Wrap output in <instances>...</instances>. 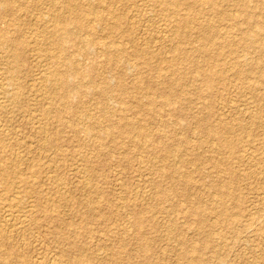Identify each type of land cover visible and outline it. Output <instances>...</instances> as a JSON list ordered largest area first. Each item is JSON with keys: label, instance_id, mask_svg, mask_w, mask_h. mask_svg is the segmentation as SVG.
<instances>
[{"label": "rangeland", "instance_id": "obj_1", "mask_svg": "<svg viewBox=\"0 0 264 264\" xmlns=\"http://www.w3.org/2000/svg\"><path fill=\"white\" fill-rule=\"evenodd\" d=\"M18 1H20L22 6H26V4L29 6V9H23L24 12H19L21 15L25 14L24 17L26 16L25 18H27L28 21L24 19L27 23L22 25L26 27L28 24V26L23 29L24 31H21V35L19 33L17 34L16 31L13 32L14 28H12V26H9V28L12 36L14 35L16 38L17 36L18 38H22L25 41V45L27 44V57L22 64L23 66H21V77L24 79H22V84H24L23 89H25L27 96L23 97V102H20V104L11 103L9 111L6 112L8 115L5 113L0 114V129L2 127L4 131L7 130L5 134L8 141L10 142L11 140L12 142V144L5 145L0 139V170L6 168L4 164L7 162L12 163L9 158L13 157L16 153L20 154L19 156H21L22 162L17 166V169L19 172L20 169L23 171L25 170L24 172L21 170L20 176L25 177L30 182V187L28 188L32 194H24L25 192H22V195L18 194V198H15L13 196L15 194L14 192L12 194L11 191L2 192L5 191V186L0 185V252L4 254L6 258L5 261L0 262V264H39L38 258H43L44 263L47 264H56L57 261L55 260L58 259L64 260L67 264H71L76 257L80 258V254L82 253L81 259L84 264H119V262L121 264H183L184 261H189V263L192 261L191 253H188L186 256H181L184 249L188 247L185 245L188 240L192 241L191 243L195 244L194 246L203 248L201 255L204 261L200 264H215L216 260L214 258L220 253H222L225 258V264H264V168L263 164L261 162L259 163L260 158H264V84L258 83V79L260 78L259 75L252 73L249 74V76H252L251 79L254 80L253 83L255 84L254 88H249L247 81L240 78L243 77V75L239 77L236 73V69H242L245 66V68H250L252 64L257 62L260 56L256 46L248 47L241 39V33L245 27L254 29V27L251 26L252 24L246 22L241 28H231L233 25H231L232 23L230 21L220 20L216 17L214 23L219 37L220 35L224 36L223 38L227 35L232 38L234 37L233 39L236 44L235 49L237 50L235 54H230L226 51L222 57L215 58V46L209 47L207 54L201 50V46L205 43V40H203V38L201 39L202 31L200 28H197V30L194 29L193 31V37L196 39L193 37L185 39L183 35H178L177 30L180 28V24L176 22L175 17L167 18L165 16L166 7L162 1L124 0L123 3H120L115 0H107L103 2V6H111L112 10L117 8L114 11H116V13H123L126 18L123 19L124 23L120 29L110 33L105 26H108V21H112L113 15L107 13L108 16L106 20L97 27L95 35L101 42L110 43L109 47L111 50H116L118 48L125 50L126 57L124 56L125 61L122 62L124 66L121 62L109 63L107 61V56H102V54L97 53L96 51L100 50V48H97L99 45L95 46V49H97L96 51L92 50L90 54L82 57L81 65L85 69V72L89 74L83 79L81 77L75 78L74 82H78L79 80L88 82L94 79L95 82L98 83L94 88L96 92L92 89L91 93H86L88 95L87 97L86 94H83V96L82 94L72 96L69 105L72 107L78 106V102L84 99L86 102L85 106H87L86 109L90 111H78L77 109L74 111L70 109L72 112H65V120L76 119L74 121L78 124L74 130L70 128L68 124L66 125V123H64V125L60 124L56 116L51 114V117L49 116V124L44 126H48V137L56 140L57 144L48 146V148L44 149L42 148V142H45L44 139L47 138V135L41 134L40 127L45 121V106L41 105L40 91H38V89L41 85L42 74L54 68L53 60L51 62V58L49 60L48 55H52L51 52L53 53L55 49L46 47L48 49L46 50L44 48L46 45H43V49L39 51L33 45V39H41L40 42H44L42 39L46 37L43 33L44 27L41 28L42 24L38 23L37 19H35L34 12L37 11L32 8L38 10V13L43 10L41 13L48 14V10L46 11L45 9L47 7H43L38 0ZM218 1L222 2L220 4H223V7L228 11L237 12L240 10L239 8L237 9V6L232 0ZM225 1L227 3H225ZM253 1V4L257 2V0ZM263 1L264 0H259L256 4V8L260 7L264 3ZM30 4L32 6H30ZM206 6L208 5H202L204 15L199 14V18H202V20L206 19V16L214 14L211 7L208 6L206 8ZM25 11H28L27 13L29 14ZM222 11L225 10H218V15H220ZM184 12L190 15L195 14L194 11L187 10L181 13L183 14ZM263 12L264 10L257 8V13L261 17H259L260 20H262V16H264ZM239 18L241 21L247 20L246 15L241 12ZM185 31L186 28H183L182 33ZM32 32H34V34ZM25 33L27 35H24ZM133 35L136 41L132 40ZM156 39L158 41H156ZM174 42L181 43L183 52H189L190 55L189 53L187 54L188 56L177 54L181 52L176 53L175 50L172 49L173 44H175ZM138 45H140V47ZM73 49L76 50L75 47H71V50ZM139 50L143 51L144 54H138ZM149 51L158 54V57H153V60L150 62L149 59H146L145 55ZM0 53L1 58L4 60V62L2 59V61L0 60V71L5 72L9 67L8 65L11 64L9 63L11 58L8 57L10 53L1 50ZM4 55L7 56L4 57ZM6 57H8L6 60L8 61L10 58V61L7 62L5 60ZM219 58L225 62L223 68L229 66L227 67L228 72L224 75L227 86L223 84V80L219 81L221 78L220 76H217L218 78L215 77V86L217 89L220 87L219 89L223 91L222 97V91L218 93V90L215 89L212 95V93L206 89V82L202 74L200 75L197 71L199 69L198 67L203 68V71L216 68L215 62L220 60ZM243 58L246 59V62ZM233 62L240 63V67L238 68ZM108 64L111 68L108 67ZM118 64L122 66H118ZM235 66L236 68H234ZM105 68H107L106 71ZM111 70L117 73L114 75ZM38 72L41 74L39 73V75H37ZM94 72H96V74L98 73L97 76H95L96 74H94ZM100 72L102 74H100ZM121 72L125 73L123 74ZM110 73L113 74V76ZM106 74L113 77L114 80L108 76L110 81L112 80V83H110L113 84L114 82L113 85H116H111L112 92L108 97L105 96L106 94L100 92L103 87L102 84L104 79L107 76ZM133 74L137 75H134V77ZM139 77L141 78L140 82ZM162 77H164V80ZM176 77L180 78L178 83L179 86L173 83V89L169 86V84H171L169 81H173L172 79ZM131 79L135 81V84ZM117 80L119 81L117 82ZM100 81H102V83H100ZM136 81L140 86L137 89L135 87L137 84ZM158 81L161 84L163 83L162 87L160 83H157ZM151 83L152 86H154L153 89L155 88L154 90L151 89ZM164 83L166 85H164ZM123 84L125 86H123ZM133 84L134 87H131ZM156 84H158L159 87L156 86ZM128 86L130 88L126 89ZM164 86L165 88L167 86V88L165 89ZM224 86L226 87L225 89H223ZM149 88L151 90H149ZM172 91L174 92L173 98H177V101L172 105H168L166 104V93L172 94ZM258 91L259 93H257ZM89 94L91 95L89 96ZM139 95L141 96L139 97ZM134 97L136 98L134 99ZM103 99H105L107 106L112 111L114 110V115H107V112L101 104V100ZM141 100L145 102L144 104L142 101L145 106H147L149 102L154 101V108L149 110L145 109L148 107L144 106L140 108V106H142V104L140 105ZM146 101L149 102L147 103ZM203 101L204 103H202ZM231 101L235 102H233V104H235L236 111L229 107V104H232ZM47 107L48 105L46 108ZM198 107L201 108L199 109ZM12 112H14V114ZM126 118L142 126L145 133L139 137L137 132L133 134L132 132H125L122 129L111 130L112 124H120L122 121H125ZM201 118L207 120L202 122ZM222 118L224 120H222ZM9 119L10 121H8ZM254 119L258 122L255 123ZM162 120H171V122L167 124ZM157 121L161 122L157 123ZM221 121H226L233 126L231 133L225 134V137L236 144L235 152H237V154L235 156L231 155L227 160L223 156H229V150H219L220 144H223V142L225 143V141L210 139L209 136L203 133V126L205 127L206 124H212L218 127L221 126L219 125ZM88 126L92 127L91 131L87 130ZM84 131L87 134L84 133ZM172 132H176L179 137L171 138ZM146 137L150 139L147 146L141 145V147H137L131 142L133 138L137 140L139 138V141H145ZM201 137L204 141L201 143V147L198 150L195 145H198V141ZM151 144L155 145L157 151L156 149L153 151ZM165 147L172 150L178 148L180 151L191 149L188 155L185 156L192 161V163L188 165L189 168L188 166L183 167L182 157L180 158L179 156L178 159V156H170L166 153L164 151ZM197 151V154L202 153L206 155V157H210L211 160H203V162L193 161ZM214 159L223 160V164L220 165L219 171L213 167ZM179 160L181 161L179 162ZM142 161L144 162L142 163ZM146 161H153V163H147ZM176 161L178 162L176 163ZM163 162L165 166L161 165ZM169 162L173 165H182L181 171L176 174L178 178L173 176L170 170L165 174V178L163 175L164 173L162 174L163 176H161L158 168L168 167L171 165ZM145 164L147 166H145ZM10 166L15 165L10 164ZM153 166L157 170L154 169ZM198 166L205 170V174L207 173L206 176L196 171ZM186 167L188 169L187 172L193 175V180L195 179V181H193L195 185L192 184L190 188H186L185 184L182 183L184 181L183 177L182 181L181 178L179 180L181 176L179 174L185 173ZM229 167L233 169L234 174H229ZM29 172H33V175L29 174ZM169 173L172 176H169ZM15 175L16 174H13L12 178L16 177ZM149 176H151V178ZM153 177L155 179L151 180ZM173 178L175 179L173 180ZM230 178L234 180L233 184H231V188L238 190L240 194V203L234 197H226L224 199L225 201L221 202L219 199V191L221 188H219V191H216L209 187L212 182L218 183L220 187L225 181L231 180ZM217 180H219V182H217ZM84 182H87L88 186L84 185ZM159 182L163 185H160ZM156 185H158V187ZM34 186L38 187L37 191ZM161 188L168 191V196L161 197L159 195L158 191H161ZM172 188L175 189L174 192ZM42 190L44 191L42 192ZM178 191L180 192L178 193ZM213 191L214 193L212 194ZM181 192L182 197L179 196ZM185 193L188 194L185 195ZM59 194L61 195L59 196ZM23 195H25V198ZM200 197L202 198L200 199ZM216 200H218V202ZM38 201L40 202L38 203ZM216 202L219 205L216 204ZM222 203L230 208L232 213H240L241 223H235L239 222V220H236L231 224V217L227 218L225 223H223L224 229L217 227L216 229L212 228L213 237L220 236L225 238V242L229 245L226 251L220 250V252H218L210 247L207 249L204 248L207 239L203 234L205 230L208 233L212 231L210 224L219 219L216 212L221 209ZM203 204L205 206H203ZM27 205H31V211L27 210L28 207H24ZM91 205L92 208L90 209L89 207H91ZM146 208H153L154 213L146 211V215H154L156 217V224L145 218L142 227L139 228L135 224L136 213L140 210H146ZM211 208H216L217 210L213 212ZM201 211H204L202 215H204L203 218L207 221L205 229H202L203 226L199 224L202 218L199 213ZM6 212L12 214L10 218H13L15 222L22 221L20 219L25 218L24 221L27 226L23 233L15 234L16 231H11L7 222ZM17 212L19 213L16 214ZM36 212H38V214ZM249 214L255 216V219L258 221L257 226L253 228L243 226L245 223V216ZM22 215H24V217H22ZM32 215L37 223L32 221ZM43 226L47 227L44 228ZM172 226H174V230L171 233L170 227ZM7 233L11 234L8 235ZM183 239L187 240V242L184 243ZM64 245H66V251L65 248H62ZM35 246L36 248H34ZM74 247H76V251H74ZM81 247L83 249L85 247L86 249L83 250ZM70 250L72 251L70 252ZM65 252L68 253L67 257ZM76 253L77 255H75ZM54 257L57 258H55L52 263L51 261Z\"/></svg>", "mask_w": 264, "mask_h": 264}, {"label": "bare ground", "instance_id": "obj_2", "mask_svg": "<svg viewBox=\"0 0 264 264\" xmlns=\"http://www.w3.org/2000/svg\"><path fill=\"white\" fill-rule=\"evenodd\" d=\"M107 0H38V2L44 7L46 6L47 8L46 11L48 10V14H45V13H41L39 12L38 13V10L32 8L33 10L37 11V12H34V16H35V19H37L38 23L42 24L41 28L44 27L43 29V33L45 35V39L43 38L42 40H44V42H40L39 39H33V45L36 49H38L39 51H41V49H43V45H46L44 48L46 50H48L47 48L49 49H55L53 50V53L51 52L52 55H48L49 57V60L51 58V62L53 60V65H54V68L51 70V71H47V72H44L41 76V85L40 84H37V85H40L39 86V89L38 91H40V100H41V105L42 106H45V109H44V115H45V121L43 122V124L41 125V134L42 135H47V138L44 139L45 142H42V148L46 149L48 148V146H54L57 144V141L56 140H53L51 138L48 137V126H44V125H48L49 124V121H50V115L51 114H54V116H56V118L58 119V121L60 122V124L64 125V123H66V125L68 124V126L70 128H72L73 130L76 129V119L74 120H69V119H66L65 120V112H72L70 111V109H73L74 111L77 109L78 111H86L88 109H86L87 106L86 105V102L84 101V99H81L78 103L79 105L78 106H75V107H72L71 105H69V102L71 100V97L72 96H76V95H79V94H88V93H91V90L94 89L96 87V85L98 84L97 82H95L94 79H92V81H88V82H83V81H78V82H74L75 78H85L88 76L89 73H86L85 72V69L82 67L81 65V60H82V57L87 55V54H90L92 50L96 51L97 49H95L97 45H99V47L97 48H100V50L96 51L97 53H100L102 54V56H107V61L110 63H120L122 64V62L125 61V50L124 49H121V48H118L116 50H111L110 49V43L108 42H101V40H99V38L96 37L95 35V31L97 29V27L100 25V24H103L104 20H106V17L108 16V14H112L113 17H112V21H108V26H105L107 27V31L108 32H112V31H115V30H118L121 28V26H123V19L126 18L125 15H123V13L121 12H118L116 13V11L112 10L111 9V6H103L102 3L105 2ZM109 1V0H108ZM115 1H118V2H122L124 0H115ZM160 2L162 1V3L164 4V6L166 7V13H165V16L167 18H170V17H175L176 18V22L180 24V28L177 30L178 32V35H183L185 39H190L191 37H193V31L194 29L197 30V28H200L201 31H202V35H201V39L203 38V40H205V43H203V45L201 46V50L207 54V51H208V48L211 47V46H215V58L216 57H222L226 51L227 53H230V54H235L236 50L235 49V42H234V37L232 38L231 36L227 35L225 38H223L224 36H221L219 37V34L216 30V25L214 23V21L216 20V17L219 18L220 20H224V21H230L233 25L231 28H238L241 26H243L244 23L246 22H249L250 24H252L251 26L254 27L253 28H244L242 30V33H241V39L244 41V43L246 44V46L248 47H251V46H256L260 56L257 60L256 63L252 64V66L250 68H239V64L238 62H233L234 65H236L239 69H236V73L239 75H243V77H240V78H243L245 81H247L248 85H249V88H254V84L253 81L251 79L252 76H249V74H252V73H256L259 75V81L258 83H262L264 84V16H261L263 17L262 20L259 19V14L257 13V8H261L262 10H264V3L260 6V7H257L256 8V4L257 2H259V0H257V2L255 4H253V0H232L234 2V4L237 6V9L239 8L240 10H238L237 12H231V11H228L227 9H225L223 7V4H220L222 2H219L218 0H159ZM256 1V0H255ZM27 2V1H26ZM35 2V1H34ZM33 2V3H34ZM264 2V1H263ZM225 3H227L225 1ZM113 4V3H112ZM208 5L211 7L212 11L214 12V14L210 15V16H206V19L202 20V18H199V14H203V8H202V5ZM34 5V4H33ZM30 6H32L30 4ZM39 6V5H38ZM41 6V7H42ZM206 6V8L208 7ZM231 6V5H230ZM24 8H27L29 9V6L28 4H26V6H22V4L20 3V1L18 0H0V50L1 51H6L8 53H10V55L8 57L11 58V61L8 59V61H10L8 66V71L5 70V72H2L0 71V114L2 113H5L7 111H9V108L11 107L10 104L11 103H18L20 104V102H23V97L27 96V94L25 93V89H23V85L22 84V79L23 77H21L22 73H21V66H23L22 64L24 63L26 57H27V53H26V47H27V44L25 45V41L22 39V38H16V36L14 37V35L12 36L11 35V32H10V28L9 26L12 28H14V31L13 32H17V34L19 33L21 35V31H24L23 29L26 28L24 27L23 25L25 23H27V18L24 17V15H21V13L19 12H24ZM114 8V7H113ZM132 8V7H131ZM139 8V6H138ZM158 8V6H157ZM220 9H223L225 11H222L220 15H218V10ZM159 10V9H158ZM184 10H187V11H194L195 14L193 15H190L186 12H184L183 14L181 12H183ZM208 10V9H207ZM30 11V10H29ZM45 11V12H46ZM141 11V9H140ZM143 11V10H142ZM205 11V10H204ZM26 13L28 11H25ZM135 12V11H134ZM240 12L241 13H244L246 15V18L247 20H243L241 21V19L239 18V15H240ZM146 13V12H145ZM264 13V12H263ZM29 14V13H27ZM26 14V15H27ZM136 14V13H135ZM156 16V15H155ZM28 17V16H27ZM142 17V16H141ZM155 18V17H153ZM261 18V17H260ZM27 22H25V20ZM146 21V20H145ZM219 22V21H218ZM172 23V22H171ZM23 24V25H22ZM173 24V23H172ZM125 25V24H124ZM146 25V24H145ZM165 25V24H163ZM23 26V27H22ZM174 26V24H173ZM104 27V28H105ZM223 27V26H222ZM140 28V27H139ZM183 28H186V31L184 33H182V29ZM224 28V27H223ZM226 28V27H225ZM39 29V28H37ZM163 29H164V26H163ZM103 30V29H102ZM170 30V29H169ZM195 30V31H196ZM229 30V29H228ZM27 31H28V28H27ZM26 31V32H27ZM38 31V30H37ZM40 31V30H39ZM230 31V30H229ZM234 31V30H232ZM118 32V31H117ZM160 32V31H159ZM166 32V31H165ZM171 32V31H170ZM197 32V31H196ZM34 34V32H32ZM32 33H30L31 35H33ZM123 33V32H122ZM174 33V32H173ZM14 34V33H13ZM16 34V35H17ZM132 34V33H131ZM158 34V33H157ZM24 35H27L26 33ZM23 35V36H24ZM130 35V33H129ZM172 35V34H171ZM177 35V36H178ZM176 36V37H177ZM26 37V36H25ZM169 37V36H168ZM197 37V36H196ZM27 38V37H26ZM40 38V36H39ZM195 38V37H193ZM223 38V39H222ZM112 39V38H111ZM196 39V38H195ZM195 39H192V40H195ZM222 39V40H221ZM46 40V41H45ZM132 40L133 41H136L134 35L132 36ZM153 40V39H152ZM168 40V39H167ZM176 40V39H175ZM27 41V40H26ZM156 41H158L156 39ZM190 41V40H189ZM31 42V41H30ZM47 42V43H46ZM163 42V41H162ZM164 43V42H163ZM175 43V42H174ZM143 44V43H142ZM151 44V43H150ZM29 46V45H28ZM31 46V44H30ZM115 46V45H114ZM140 47V45H138ZM169 46V45H168ZM42 47V48H41ZM47 47V48H46ZM71 47H75V49L71 50ZM152 47V46H151ZM167 48V47H166ZM169 48V47H168ZM44 49V50H45ZM171 49V48H170ZM172 49L175 50V52H181V53H177V54H183L184 56H188L187 54L189 52H183L182 48H181V43H175L173 44V47ZM197 49V48H196ZM32 50V49H31ZM37 50V51H38ZM195 50V49H194ZM36 51V50H34ZM38 51V52H39ZM191 51V50H190ZM199 51V50H198ZM31 52V51H30ZM160 52V51H159ZM1 54V53H0ZM31 54V53H30ZM138 54H144L143 51H138ZM8 55V54H7ZM7 55H4L7 56ZM47 55V54H45ZM146 55V59H149V62L151 60H153V57H158L157 53H151V51H149ZM190 55V53H189ZM202 55V54H201ZM214 55V54H213ZM229 55V54H228ZM240 55V54H239ZM40 56V55H39ZM125 56V57H124ZM6 57L5 60L8 58ZM29 57V55H28ZM37 57V56H35ZM41 57V56H40ZM97 57V56H96ZM231 57V56H230ZM229 57V58H230ZM235 57V56H234ZM94 58V57H93ZM101 58V57H100ZM1 55H0V60H1ZM36 59V58H35ZM38 59V58H37ZM95 59V58H94ZM178 59V57H177ZM220 59V58H219ZM244 59V58H243ZM3 60V59H2ZM1 60V61H2ZM32 60V59H31ZM39 60V59H38ZM41 60V59H40ZM171 60V59H170ZM228 60V59H227ZM230 60V59H229ZM245 62H246V59H244ZM0 61V62H1ZM7 61V60H6ZM7 61V62H8ZM42 61V60H41ZM216 61V60H215ZM4 62V60H3ZM5 62V63H7ZM34 62V61H33ZM86 62V61H84ZM83 62V63H84ZM177 62V60H176ZM179 62V61H178ZM181 62V61H180ZM241 62V60H240ZM244 62V63H245ZM44 63V62H43ZM50 63V62H49ZM82 63V64H83ZM89 63V62H88ZM3 64V63H2ZM35 64V63H34ZM46 64V63H45ZM60 64H61V67H60ZM124 64V63H123ZM122 64V65H123ZM128 64V62H127ZM131 64V63H130ZM216 64V68L214 69H210V70H206V71H203V68H200L198 67L199 69L197 70L198 73L202 76H203V79L205 80L206 82V89L208 91H210L213 95L214 93V90H218L217 92L219 93L220 91H222L221 89H217V87L215 86V77L217 76H220L221 78L219 79V81H222L223 84L225 86H227V81H225V74L228 72V68L229 66H227L226 68H223V66L225 65V62H223V60H217L215 62ZM43 65V64H41ZM87 65V64H85ZM122 65H119L118 66H122ZM181 65V64H180ZM251 65V64H250ZM2 66H5V65H2ZM89 66V64H88ZM96 66V65H95ZM124 66V65H123ZM127 66V65H125ZM130 66V65H129ZM177 66V65H176ZM203 66V65H202ZM201 66V67H202ZM221 66V67H220ZM236 66L234 68H236ZM39 67V66H38ZM44 67V66H43ZM52 67V65H51ZM87 67V66H85ZM97 67V66H96ZM108 67H110V65L108 64ZM134 67V66H133ZM181 67V66H179ZM46 68V67H45ZM50 68V67H49ZM103 68V67H102ZM111 68V67H110ZM122 68V67H121ZM124 68V67H123ZM137 68V67H136ZM182 68V67H181ZM233 68V67H232ZM36 69V68H35ZM44 69V68H43ZM107 68H105V71H106ZM128 69V68H127ZM135 69V68H133ZM2 70V69H1ZM101 70V69H100ZM113 70V69H112ZM111 70V71H112ZM181 70V69H180ZM23 71V70H22ZM25 71V70H24ZM110 71V70H109ZM122 71V69H121ZM124 71V70H123ZM182 71V70H181ZM179 71V72H181ZM249 71V72H247ZM98 72V71H97ZM113 72V71H112ZM119 72V71H118ZM247 72V73H246ZM40 72L37 73V75H39ZM106 73V72H104ZM114 73V72H113ZM117 72L114 73V75L116 74ZM121 73H125V72H121ZM163 73V72H162ZM182 73V72H181ZM234 73V72H233ZM235 73V74H236ZM35 74V73H34ZM41 74V73H40ZM94 74H96V72H94ZM98 74V73H97ZM97 74L95 76H97ZM100 74H102L100 72ZM111 74V73H110ZM105 75V74H104ZM107 76L105 77L104 79V82L102 84V90L100 91L101 93H104L106 94L105 96H110L111 95V92H112V86L114 84H111L112 83V80L113 79V74H111L112 76L110 77L109 74H106ZM127 75V74H126ZM125 75V76H126ZM134 75H137V74H133ZM40 76H37V77H40ZM108 76L110 78H112V80L110 81V78H108ZM139 76V75H138ZM36 77V78H37ZM118 77V76H117ZM135 77V76H134ZM163 80H164V77H162ZM218 78V77H217ZM27 79V78H26ZM38 79V78H37ZM100 79H103V78H100ZM140 77H139V82H140ZM143 79V78H142ZM166 79V78H165ZM175 79V80H174ZM179 79L178 77L176 78H173L172 80L173 81H169L171 82V84H169V86H171L173 88V83H175L177 86H179ZM24 80V79H23ZM40 80V79H39ZM127 80V78H126ZM124 80V81H126ZM133 80V79H131ZM136 80V79H135ZM161 80V78H160ZM35 81V80H34ZM98 81V79H97ZM119 80H117L118 82ZM134 81V80H133ZM143 81V80H141ZM162 81V80H161ZM167 81V80H166ZM175 81V82H174ZM243 81V82H245ZM111 82V83H110ZM123 82V81H122ZM145 82V81H143ZM149 82V81H148ZM147 82V83H148ZM100 83H102V81H100ZM127 83V82H126ZM136 89L139 86V83L136 81ZM150 83V82H149ZM152 83L154 84V82L152 81ZM152 83L150 84V86H152ZM157 83H160L159 81ZM246 83V82H245ZM125 84V83H124ZM123 84V86H125ZM134 84H135V81H134ZM134 84L133 86L131 87H134ZM161 84V83H160ZM159 84V85H160ZM163 84V83H162ZM162 84H161V87H162ZM174 84V85H175ZM149 85V84H148ZM164 85H166L164 83ZM113 86H116V85H113ZM127 86V85H126ZM156 86H158V84H156ZM223 87V89H225L226 87ZM27 87V86H26ZM154 86L151 87V89H153ZM159 87V86H158ZM127 88H130L129 86L126 87ZM165 88V86H164ZM163 88V89H164ZM167 88V86H166ZM165 88V89H166ZM169 88V87H168ZM222 88V87H221ZM100 89V88H99ZM149 88V90H151ZM155 89V88H154ZM153 89V90H154ZM157 89V87H156ZM161 89V88H160ZM159 89V90H160ZM174 89V88H173ZM177 89V88H176ZM175 89V90H176ZM198 89V88H197ZM245 89V88H244ZM115 90V89H114ZM113 90V91H114ZM178 90V89H177ZM176 90V91H177ZM202 90V89H200ZM254 90V89H253ZM27 91V89H26ZM37 91V92H38ZM103 91V92H102ZM205 91V90H204ZM250 91V90H249ZM94 92H96V90L94 89ZM99 92V91H98ZM99 92V93H100ZM199 92V91H198ZM262 92V91H261ZM28 93V92H27ZM39 93V92H38ZM98 93V94H99ZM173 91H172V94L170 93H166V104L168 105H172L174 104L175 101H177V98H173L174 95H173ZM176 93V92H175ZM250 93V92H249ZM254 93V92H253ZM259 93V91L257 92ZM86 94V97L88 96ZM95 94V93H94ZM138 94V93H137ZM201 94V93H200ZM204 94V93H203ZM91 94H89L90 96ZM253 95V94H252ZM141 95H139L140 97ZM176 96V95H175ZM223 96V91L221 92V97ZM254 96V95H253ZM256 96V95H255ZM94 97V96H92ZM138 97V96H137ZM143 97V96H142ZM83 98V97H81ZM136 97H134L135 99ZM200 98V97H198ZM102 99V98H101ZM116 99V98H115ZM120 99V98H119ZM174 99V100H173ZM192 99V98H191ZM213 99V98H212ZM150 100V99H149ZM181 100V99H180ZM194 100V98H193ZM96 101V100H95ZM127 101V100H126ZM143 100L140 101V105L142 104V106H140V108H142L143 106L144 107H148V108H145V109H153V105L155 104L154 101L153 102H149V101H146L148 103L147 106H145V102L143 104L142 102ZM59 102V103H58ZM97 102V101H96ZM193 102V101H192ZM201 102V101H200ZM232 102V101H231ZM234 102V101H233ZM229 104V107L231 109H235L236 111V108H235V104ZM30 103V102H29ZM204 103V101L202 102ZM235 103V102H234ZM101 104L103 105L104 107V110L107 112V115H114V110L112 111L106 104V101L105 99L101 100ZM30 105V104H29ZM32 105V104H31ZM48 105V107L46 108V106ZM97 105V103H96ZM110 105V104H109ZM211 105V104H210ZM238 105V104H237ZM98 106V105H97ZM117 106V105H116ZM22 107V106H21ZM31 107V106H30ZM202 107V105H201ZM201 107H198L199 109ZM16 108V107H15ZM44 108V107H42ZM112 108V107H111ZM119 108V107H117ZM125 108V107H124ZM132 108V107H131ZM139 108V109H140ZM207 108V107H206ZM17 109V108H16ZM19 109V108H18ZM143 109V110H145ZM205 109V108H203ZM14 110V109H13ZM118 110V109H117ZM115 110V111H117ZM228 110V109H227ZM238 110V109H237ZM27 111V110H26ZM76 111V112H78ZM90 111V110H88ZM102 111V110H101ZM133 111V109H132ZM14 114V112H12ZM11 113V114H12ZM20 113V112H19ZM82 113V112H81ZM86 113V112H85ZM88 113V112H87ZM121 113V112H120ZM158 113V112H157ZM76 114V113H75ZM74 114V115H75ZM116 114V113H115ZM259 114V113H258ZM8 115V114H6ZM73 115V116H74ZM81 115V114H80ZM90 115V114H89ZM118 115V114H117ZM158 115V114H157ZM156 115V116H157ZM257 115V114H256ZM3 116V115H2ZM14 116V115H13ZM50 116V117H49ZM76 116V115H75ZM7 117V116H6ZM43 117V115H42ZM78 117H79V113H78ZM81 117V116H80ZM94 117V116H93ZM106 117V116H105ZM108 117V116H107ZM9 118V116H8ZM12 118V117H11ZM74 118V117H72ZM257 118V117H256ZM5 119V118H4ZM103 119V118H102ZM108 119V118H107ZM143 119V118H142ZM145 119V118H144ZM202 119V118H201ZM1 120V119H0ZM88 120V119H87ZM90 120V119H89ZM106 120V119H105ZM207 119H202V122L206 121ZM222 120H224L222 118ZM255 120V123H257L258 121ZM258 120V119H257ZM10 121V119L8 120ZM142 121V120H141ZM163 122H166L168 124V122H171V120H162ZM217 121V120H216ZM1 122V121H0ZM89 122V121H87ZM154 122V121H153ZM161 122V121H160ZM157 121V123H160ZM162 122V124H163ZM4 123H5V120H4ZM55 123V122H54ZM92 123V121H91ZM2 125V124H1ZM204 125V124H202ZM201 125V126H202ZM221 126H213L212 124H206L205 127L203 126V133L206 135V136H209L210 139H217V140H223L225 141V143L223 142V144H220V147H219V150H229L228 152H230V155L225 157L223 156L226 160L227 158L231 157V155H236L237 152H235V148H236V144L235 142H231L230 140H228V138L225 137V134H230L231 133V130L233 129V126H231L230 124H228L226 121H221V123L219 124ZM2 126H5L4 124ZM221 127V128H220ZM91 128L90 126H88L87 130L88 131H91ZM6 129V128H4ZM54 129V128H53ZM56 129V128H55ZM69 129V128H68ZM96 129V128H95ZM115 129H122L123 131L125 132H132L133 134H136V132L139 134V137L140 135H143L145 132L143 130V127L140 126L138 123H136L135 121H132L130 120L129 118H126L125 121H122L120 124L116 123V124H112L111 126V130H115ZM162 130V129H161ZM7 131V130H5ZM5 131L3 130V128L1 127L0 129V139H1V142H3L5 145L7 144H12L11 140L10 142L8 141V138L5 134ZM63 131V129H62ZM39 132V131H38ZM50 132V131H49ZM56 132V131H55ZM84 133H86L84 131ZM89 133V132H88ZM159 133V131H158ZM162 133V132H161ZM38 134V133H37ZM87 134V133H86ZM39 135V134H38ZM60 135V134H59ZM167 135V134H166ZM172 137H179L177 136L176 132H172L171 133ZM10 136V135H9ZM40 136V135H39ZM108 136V135H107ZM114 136V135H113ZM138 136V135H137ZM151 136V135H150ZM164 136V135H163ZM169 136V135H168ZM224 136V137H223ZM43 137V136H41ZM59 137V136H58ZM92 137V136H91ZM148 137V136H147ZM145 139V141L141 140L139 141L140 139L138 138V140L136 138H133L131 140L132 144H135L137 147H141V145L143 146H147V144L150 142V139L147 138ZM37 138V136H36ZM45 138V137H44ZM85 138V137H84ZM161 138V137H160ZM166 138V137H165ZM11 139V138H10ZM90 139V137H89ZM88 139V140H89ZM104 139V138H103ZM156 139V138H155ZM149 140V141H148ZM164 140V139H163ZM175 140V139H173ZM177 140V138H176ZM185 141V140H184ZM203 139L201 137V139L198 141V145H195L197 147V149L199 150L200 147H201V143H203ZM165 142V140H164ZM163 142V143H164ZM167 142V141H166ZM187 142V141H186ZM222 142V141H221ZM15 143V142H14ZM60 143V142H59ZM169 144V143H168ZM87 145V144H86ZM152 145V149L153 151H155V145L154 144H151ZM18 147V146H17ZM13 148V147H12ZM193 148V147H192ZM195 148V147H194ZM11 149V148H10ZM41 149V148H40ZM191 149H184L183 151H180L178 148H175L174 150L170 149V148H164V151L166 153H168L170 156H175L177 157L178 156V159H179V156L180 158L182 157L183 158V161H182V164H183V167L184 166H188L190 163H192V161H190L189 158L185 157L188 155L189 151ZM157 151V149H156ZM152 152V151H150ZM10 153V152H9ZM8 153V154H9ZM198 151L194 154L195 157H194V160L193 161H202L205 160H211L210 157H206V155H203L202 153H199L197 154ZM1 154V153H0ZM164 154V153H163ZM20 154H14L13 157L9 158L10 161L12 163H6L4 165V167H6L5 169L3 168L2 170H0V185L2 186H5V191H2V192H10L11 191V194L14 192L15 194L13 195L15 198H18V194H21L22 192L24 194L26 193H31L30 189L28 187L30 182L25 178V177H21L20 176V172L22 169H20V172L18 171L17 169V166L22 162V158L21 156H19ZM169 155H168V158H169ZM222 155V154H221ZM57 159V158H56ZM165 159V158H164ZM193 159V158H192ZM191 159V160H192ZM28 160V159H27ZM175 160V159H174ZM225 160V161H226ZM91 161V160H90ZM163 161V160H162ZM166 161V159H165ZM168 161V159H167ZM170 161V160H169ZM181 160H179L180 162ZM144 161H142L143 163ZM147 163H150L148 161H146ZM174 162V161H173ZM178 161H176L177 163ZM214 164H213V167L214 169H217L219 171V167L221 164H223V160L222 159H218V160H213ZM262 163L263 164V168H264V158H260V161L259 163ZM153 163V161L151 162V164ZM170 163V162H169ZM175 163V164H176ZM205 163V162H204ZM10 164L12 165H15V166H10ZM27 164V162H26ZM171 164V163H170ZM180 164V163H179ZM144 165V164H143ZM160 165V164H158ZM161 165H164V162L163 164ZM160 165V166H161ZM145 166H147L145 164ZM154 166H155V163H154ZM153 166L154 169H156L155 167ZM262 166V165H261ZM56 167V166H55ZM181 166L179 165H169L168 167H159V172L161 173V176L164 175V178H165V174L168 173V170L171 171V174L173 176H176L177 173H179L181 171ZM44 168V167H43ZM189 168V166H188ZM45 169V168H44ZM58 170V169H57ZM152 171H154L153 169H150ZM149 170V171H150ZM157 170V169H156ZM185 173L183 174H179L181 175L179 177V180L181 178V181H182V177L184 179V181L182 183L185 184V187L186 188H190V186L192 187V184H193V181H195V179L193 180V175L190 174V172H187V167L185 168ZM23 171V170H22ZM25 171V170H24ZM23 171V172H24ZM37 171V170H36ZM148 171V172H149ZM194 171V170H193ZM198 171L199 173H203L202 175L203 176H206L205 174V170H203V168H200V166H198V169L196 170ZM222 171V170H221ZM22 172V173H23ZM147 172V173H148ZM264 172V171H263ZM16 174L14 178H12L13 174ZM151 173V172H149ZM164 173V174H163ZM233 173V169L231 167H229V174H232ZM29 174L33 175V172ZM37 174V173H36ZM163 174V175H162ZM169 173V176L171 175ZM234 174V173H233ZM57 175V174H56ZM171 175V176H172ZM36 176V175H35ZM34 177V176H33ZM39 177V176H38ZM89 177V176H88ZM87 177V178H88ZM151 178V176H149ZM168 177V176H167ZM166 177V178H167ZM263 177H264V174H263ZM58 178V177H57ZM176 178H178V175L176 176ZM38 179V178H37ZM155 178L153 177V179L151 180H154ZM175 178H173L174 180ZM231 179V178H230ZM53 180V179H52ZM86 180V179H85ZM214 180V179H213ZM223 180V179H222ZM41 181V180H40ZM39 181V182H40ZM142 181V180H141ZM233 179L229 180V181H225L223 183L222 186L219 187V184L216 183V182H212L210 183L209 187L212 188L213 190L215 189L216 191H219V188H221V190L219 191V199L222 201H225L224 199L226 197H234L235 199L238 200V202L240 203L241 200L239 199L240 198V194L238 193V190L234 189V188H231V184H233ZM177 182V181H176ZM180 182V181H178ZM217 182H219V180H217ZM57 183V182H56ZM62 183V182H61ZM150 183V182H149ZM154 183V182H153ZM160 185L162 184L161 182H159ZM42 184V183H41ZM84 185L88 186V183L87 182H84L83 183ZM90 184V183H89ZM158 184V183H156ZM36 185V183H35ZM57 185V184H56ZM55 185V186H56ZM60 185V184H59ZM141 185V184H140ZM150 185V184H149ZM159 185V184H158ZM158 185H156L158 187ZM163 185V184H162ZM195 185V183L193 184ZM84 186V187H86ZM175 186V185H174ZM35 187V186H34ZM163 187V186H162ZM208 187V188H209ZM36 188V191H37V188L38 187H35ZM34 188V189H35ZM184 188V187H183ZM210 188H209V191H210ZM41 189V188H40ZM83 189V188H82ZM90 189V188H89ZM143 189V188H142ZM180 189V188H179ZM26 190V191H25ZM91 190V189H90ZM44 190H42L43 192ZM84 191V190H83ZM160 191V190H159ZM159 195L161 197H165V196H168V191H165L164 189L161 188V191L159 192ZM172 191L174 192L175 189L172 188ZM215 191V193H216ZM90 192V191H89ZM144 192V191H143ZM177 192V191H176ZM180 191H178L179 193ZM53 193V192H52ZM214 193V191L212 192V194ZM32 194V193H31ZM30 194V195H31ZM39 194V193H38ZM188 194V193H185V195ZM22 195V194H21ZM20 195V196H21ZM35 195V194H34ZM37 195V194H36ZM61 194H59L60 196ZM143 195V194H142ZM170 195V194H169ZM215 195V194H214ZM24 198H25V195H23ZM27 196V195H26ZM32 196V195H31ZM30 196V197H31ZM182 197V192L181 194L179 195ZM218 196V195H217ZM28 197V196H27ZM26 197V198H27ZM41 197V196H40ZM203 197V196H202ZM200 197V199L202 198ZM7 198V197H6ZM21 198V197H20ZM43 198V197H42ZM5 199V198H4ZM23 199V198H22ZM21 199V201H22ZM34 199V198H33ZM41 199V198H39ZM63 199V198H62ZM61 199V200H62ZM120 199V198H119ZM230 199V198H229ZM18 200V199H17ZM26 200V199H25ZM24 200V201H25ZM38 200V199H37ZM44 200V198H43ZM66 200V199H65ZM69 200V199H68ZM67 200V201H68ZM4 201V200H3ZM19 201V200H18ZM23 201V202H24ZM31 201V200H30ZM36 201V200H35ZM206 201V200H204ZM218 202V200H216ZM22 202V203H23ZM27 202V201H26ZM40 201H38L39 203ZM86 202V201H85ZM214 202V201H213ZM216 202V204H218ZM220 202V203H221ZM25 203V202H24ZM200 203V202H199ZM42 204V202H41ZM91 204V203H90ZM26 205V204H25ZM148 205V204H146ZM207 205V204H206ZM219 205V204H218ZM34 206V205H33ZM67 206V205H66ZM70 206V205H69ZM203 206H205L203 204ZM20 207V206H19ZM24 207H28V211H31L32 207L31 205H27V206H24ZM88 207V206H87ZM8 208V206H7ZM35 208V207H34ZM90 209L92 208V205L91 207H89ZM101 208V207H100ZM218 208V207H217ZM6 209V208H4ZM21 209V208H19ZM38 209V208H37ZM124 209V208H123ZM202 209V208H201ZM242 209V208H241ZM61 210V209H60ZM205 210V209H204ZM215 210H217L216 208H211V211L215 212ZM6 211V210H5ZM19 211V210H18ZM37 211V210H35ZM121 211V210H120ZM123 211V210H122ZM146 211L148 212H152L154 213L153 211V208H146V210H140L139 212L136 213V219H135V224L136 226H138L139 228L142 227L143 225V221L145 220V218L147 220H150L152 222H154L156 224V217L154 215L152 216H147L146 215ZM192 211V210H191ZM16 212V211H15ZM22 212V211H21ZM25 212V211H24ZM42 212V211H41ZM88 212V211H87ZM124 212V211H123ZM197 212H198V209H197ZM7 213V212H6ZM19 212H17L16 214H18ZM33 213V212H32ZM38 214V212H36ZM63 213V212H62ZM108 213V212H107ZM200 215L202 216V218L200 219V222L199 224H201L203 226L202 229H205L206 225H207V221L206 219H204V211H201L199 212ZM212 213V212H211ZM14 214V213H13ZM15 214V215H16ZM51 214V213H50ZM216 214H218V220L213 222L212 224H210V227H211V230L212 228L216 229L217 228H223V223H225L226 219L227 218H231V224H233L236 220H239V222H235V223H241V218L239 216L240 213L238 214H235V213H232L230 208H228L225 204L222 203V207L221 209H219V211L216 212ZM7 215V222L9 224V227L11 228V231H16L15 234H20V233H23L26 229V226L27 224L25 223L24 219H20L22 221H19V222H15L13 220V218L11 219L10 218V215L12 216V214H6ZM41 215V213H40ZM44 215V214H43ZM42 215V216H43ZM47 215V214H46ZM9 216V217H8ZM14 216V215H13ZM48 216V215H47ZM124 216V215H122ZM121 216V217H122ZM22 217H24V215H22ZM21 217V218H22ZM51 217V216H50ZM120 217V218H121ZM14 218L16 219V217L14 216ZM19 218V217H18ZM49 218V217H48ZM256 217L253 216L252 214H249V215H246L245 216V223L243 224L244 227H250V228H253L254 226H257V219H255ZM27 219V218H26ZM43 219V218H42ZM47 219V218H46ZM51 220V219H50ZM11 221V222H10ZM32 221H34L35 223H37L36 219L33 218V215H32ZM40 221V220H39ZM119 221V220H118ZM52 222V221H51ZM55 222V221H54ZM102 222V221H101ZM28 223V222H27ZM4 224V223H3ZM29 224V223H28ZM40 224V223H39ZM44 224V223H43ZM52 224V223H51ZM63 224V222H62ZM106 224V223H104ZM2 226V225H1ZM44 228L47 227V226H43ZM108 227V226H107ZM65 228V227H64ZM137 228V227H136ZM260 228V227H259ZM37 229V228H35ZM75 229V228H74ZM82 229V228H81ZM224 229V228H223ZM231 229V228H230ZM66 230V229H65ZM73 230V229H72ZM123 230V229H122ZM174 230V226L170 227V232L172 233V231ZM12 231V232H13ZM53 231V230H52ZM127 231V230H126ZM137 231V230H136ZM222 231V230H221ZM251 231V230H250ZM253 231V230H252ZM40 232V231H39ZM77 232V231H76ZM206 232V230H205ZM203 235L206 236V241H205V247L204 248H212L214 251H218L220 252V250H224L226 251L227 248H229V245L225 242V238H222L220 236H215L213 237V230L210 231L209 233L206 232ZM237 232V231H236ZM53 233V232H52ZM62 233V232H61ZM120 233V232H119ZM127 233V232H126ZM238 233V232H237ZM8 234V233H7ZM11 234V233H9ZM8 234V235H9ZM26 234V233H25ZM54 234V233H53ZM60 234V233H59ZM78 234V233H77ZM76 234V236H77ZM239 234V233H238ZM1 235V234H0ZM58 235V234H57ZM119 235V234H118ZM174 235V234H173ZM201 235V234H200ZM60 236V235H59ZM71 236V235H70ZM128 236V235H127ZM221 236H224V235H221ZM26 237V236H25ZM35 237V236H34ZM38 237V236H37ZM56 237V236H55ZM238 237V236H237ZM240 237V236H239ZM17 238V237H16ZM14 239V238H12ZM28 239V238H27ZM68 239V238H67ZM20 240V238H19ZM184 240V239H183ZM263 240V239H262ZM187 240H184V243H186ZM192 241L188 240V244L186 243L185 245L188 246L186 249H184V251L182 252L181 256H186L188 253H191L192 254V261L189 263L188 262H185L183 264H200L201 262L204 261V259L202 258V251H203V248H198L197 246H194L195 244L191 243ZM33 243V242H32ZM36 243V242H35ZM15 244V243H14ZM23 244V243H22ZM21 244V245H22ZM34 244V243H33ZM72 244V243H71ZM78 244V243H77ZM80 244V243H79ZM25 245V244H24ZM36 245V244H35ZM41 245V244H40ZM70 245V244H68ZM26 246V245H25ZM66 245H64L62 248H65ZM73 246V245H72ZM76 246V245H75ZM81 246V244H80ZM22 247V246H21ZM77 247V246H76ZM76 247L74 251H76ZM86 247V246H85ZM84 247V249H86ZM36 248V246L34 247ZM33 248V249H34ZM38 248V247H37ZM41 248V246H40ZM71 248V246H70ZM68 248V249H70ZM82 248V247H81ZM2 249V248H1ZM8 249V248H7ZM6 249V250H7ZM39 249V248H38ZM61 249V248H60ZM80 249V248H79ZM83 249V248H82ZM81 249V250H82ZM83 249V250H84ZM114 249V248H113ZM22 250V249H21ZM64 250V249H63ZM73 250V248H72ZM70 250V252L72 251ZM65 251H66V248H65ZM78 251V250H77ZM116 251V250H114ZM68 252V251H67ZM82 252V251H81ZM84 252V251H83ZM69 253V252H68ZM66 254V257L68 256ZM98 253V252H97ZM112 253V252H111ZM114 253V252H113ZM117 253V252H115ZM121 253V251H120ZM71 254V253H70ZM85 254V253H84ZM10 255V254H9ZM77 255V253L75 254ZM81 255L80 254V258L79 257H76L73 262L71 264H84L82 259H81ZM99 255V253H98ZM115 255V254H114ZM196 255V256H195ZM48 256V255H47ZM70 256V255H69ZM91 256V255H90ZM109 256V255H108ZM107 256V257H108ZM50 257V256H49ZM98 257V256H96ZM104 257V256H103ZM102 257V258H103ZM122 257V256H120ZM35 258V257H33ZM55 258L57 257H54L52 259V263L54 262L53 260H55ZM83 258V257H82ZM99 258V257H98ZM5 255L2 254L0 252V262L2 261H5ZM46 259V258H45ZM86 259V258H85ZM90 259V258H89ZM105 259V258H103ZM119 259V257H118ZM216 260L215 264H225V258L223 256L222 253L218 254V256H216V258H214ZM40 260V261H39ZM43 260V261H42ZM66 260V259H65ZM69 260V259H67ZM121 260V259H120ZM252 260V259H251ZM48 261H49V258H48ZM57 261L56 264H64L67 262H65L64 260H55ZM64 261V262H63ZM72 261V259H71ZM114 261V260H113ZM116 261V260H115ZM119 261V260H118ZM117 261V262H118ZM38 262L39 264H47V263H44V259L43 258H38ZM123 262V261H122ZM255 262V261H254ZM6 264V263H5ZM28 264V263H27ZM87 264V263H86ZM119 264H121L119 262Z\"/></svg>", "mask_w": 264, "mask_h": 264}]
</instances>
